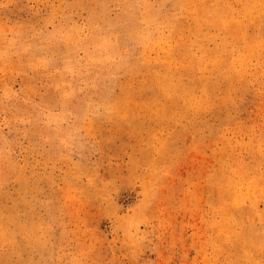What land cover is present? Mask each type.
Here are the masks:
<instances>
[{
    "label": "rangeland",
    "instance_id": "1",
    "mask_svg": "<svg viewBox=\"0 0 264 264\" xmlns=\"http://www.w3.org/2000/svg\"><path fill=\"white\" fill-rule=\"evenodd\" d=\"M0 264H264V0H0Z\"/></svg>",
    "mask_w": 264,
    "mask_h": 264
}]
</instances>
